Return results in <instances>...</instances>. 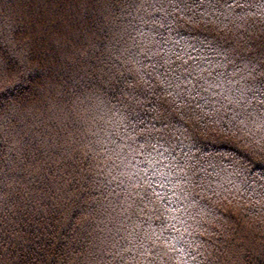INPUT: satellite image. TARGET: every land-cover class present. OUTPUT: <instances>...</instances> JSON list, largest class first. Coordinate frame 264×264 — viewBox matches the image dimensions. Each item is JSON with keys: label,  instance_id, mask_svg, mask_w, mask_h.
I'll return each instance as SVG.
<instances>
[{"label": "trees", "instance_id": "16d2710c", "mask_svg": "<svg viewBox=\"0 0 264 264\" xmlns=\"http://www.w3.org/2000/svg\"><path fill=\"white\" fill-rule=\"evenodd\" d=\"M137 46L159 53L139 56L144 69ZM179 49L210 82L224 73L241 87L264 63V0H0V55L36 81L0 111V264H147L125 240L137 225H171L187 264H264V108L227 106L216 89L170 96L151 64ZM133 107L165 136L152 154L164 187L152 179L166 199L148 223L128 180L144 158L111 144Z\"/></svg>", "mask_w": 264, "mask_h": 264}, {"label": "snow or ice", "instance_id": "6c2138e0", "mask_svg": "<svg viewBox=\"0 0 264 264\" xmlns=\"http://www.w3.org/2000/svg\"><path fill=\"white\" fill-rule=\"evenodd\" d=\"M129 54L137 57V63L141 65V69H144L145 65L139 59L140 55H143L145 59H151L153 56L159 55V53L153 52L150 48L143 50L139 49L138 46L136 51H130ZM162 60L163 63L154 61L151 64V68L157 74V86L170 96L174 95L175 98L185 99L191 104L195 102L196 97L200 96L201 92H209L216 89L221 91L213 92L212 94L214 96H222L223 100L227 102V106H243L244 112H247V109L251 107V99L249 97H259V104L264 108V63L252 68L249 73L250 80H245L241 87L226 89L225 81L227 85H231L232 81L228 80L224 73H216L215 80L210 82L209 78L212 77L213 73L208 68L202 67L197 58L193 57L185 49H179L172 53V56L162 57ZM20 67L21 65L12 60L11 57L0 55V79L12 77L13 73L17 74L12 83L0 87V111H6L15 106L16 103L21 102L36 86L35 80L29 79L26 74L19 71ZM216 67H219V65ZM257 67L260 69L259 75H255ZM205 73H207L206 76ZM151 74V72L147 73L149 76ZM224 90H227L232 95H224ZM233 95H235V98H233ZM201 99L204 100L205 104L209 103L206 98L201 97ZM217 102L219 103V101ZM140 103L141 101L133 95L131 104L139 105ZM196 107H200V104H196ZM244 112L233 109L232 120L235 121L240 118V122L243 123ZM147 123L145 119L141 118L140 112L133 107L127 116L121 120L124 135L121 136L119 132L116 133L117 136H120L122 143L117 144L115 140L111 141V144L114 145L112 151L117 155L118 159L119 153L116 150L119 149L122 152L125 148L144 158L145 167L128 177L129 184L135 189L134 194L140 197V213L148 216V221L144 223H148L153 218L145 211L148 206L152 205L151 211L156 212L158 211L157 203L166 199V197L161 196L155 190L153 185L156 184V180L152 179V177H161L159 187H164L163 180L166 177H163V174L157 170V166L162 165V161L154 160L152 155L155 152L157 155L163 156V152L160 149L165 141L164 131L154 125L148 127ZM135 158L136 156L134 155L133 159ZM120 183L123 184L124 181L121 180ZM162 217L163 213H160L155 216V219L160 220ZM166 227L172 226L162 225L159 232H157L156 230L148 231L137 225L136 229H134V235L132 233L129 234L132 239L128 240L125 237V240L128 244L136 247L138 254L147 261V264H157V261L161 260L165 261L166 264H173V261H176V264H187V258L195 260V255L191 251H187L186 247L177 248L175 246V244L185 243L182 238H174L175 244L168 242V238L164 235ZM126 250L130 252L132 248L129 247ZM173 254L176 255L174 256Z\"/></svg>", "mask_w": 264, "mask_h": 264}]
</instances>
